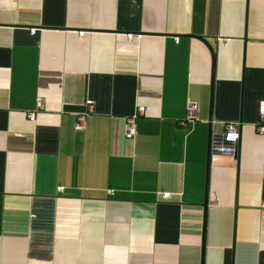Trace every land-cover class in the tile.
Instances as JSON below:
<instances>
[{"label":"crops","instance_id":"0c3cea01","mask_svg":"<svg viewBox=\"0 0 264 264\" xmlns=\"http://www.w3.org/2000/svg\"><path fill=\"white\" fill-rule=\"evenodd\" d=\"M263 101L264 0H0V264H264Z\"/></svg>","mask_w":264,"mask_h":264},{"label":"built area","instance_id":"2783aa9c","mask_svg":"<svg viewBox=\"0 0 264 264\" xmlns=\"http://www.w3.org/2000/svg\"><path fill=\"white\" fill-rule=\"evenodd\" d=\"M37 107L41 106L40 98L37 99L36 102ZM258 110V124L255 127L257 133H262L264 129V101L260 102L257 107ZM197 106L192 102H187L185 109V119L188 121H192L196 117ZM143 113V108L138 107L136 109L135 115L129 118L126 121L125 126V137L131 138L134 135V126L133 120L137 115H141ZM29 121H33L34 114L28 113L26 115ZM83 115H78L76 117L74 128L76 130H81L83 128ZM210 124H213V122ZM239 137V129L238 124L236 123H222L221 131L210 134L208 141V153L210 155H225L234 157L236 145ZM165 195H162L164 198Z\"/></svg>","mask_w":264,"mask_h":264},{"label":"water","instance_id":"95a60500","mask_svg":"<svg viewBox=\"0 0 264 264\" xmlns=\"http://www.w3.org/2000/svg\"><path fill=\"white\" fill-rule=\"evenodd\" d=\"M208 141H209V140H207V152H208ZM236 154H237V145H236V150H235V155H234V157H236ZM205 206H206V202H203L202 207L204 208Z\"/></svg>","mask_w":264,"mask_h":264}]
</instances>
